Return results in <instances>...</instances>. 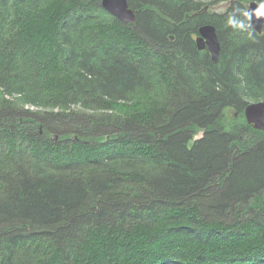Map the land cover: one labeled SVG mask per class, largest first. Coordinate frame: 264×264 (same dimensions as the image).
I'll list each match as a JSON object with an SVG mask.
<instances>
[{"label":"trees","instance_id":"obj_1","mask_svg":"<svg viewBox=\"0 0 264 264\" xmlns=\"http://www.w3.org/2000/svg\"><path fill=\"white\" fill-rule=\"evenodd\" d=\"M251 1L0 0V264H264V26L225 24Z\"/></svg>","mask_w":264,"mask_h":264},{"label":"water","instance_id":"obj_2","mask_svg":"<svg viewBox=\"0 0 264 264\" xmlns=\"http://www.w3.org/2000/svg\"><path fill=\"white\" fill-rule=\"evenodd\" d=\"M258 3V1L252 0L247 8L255 9ZM102 6L125 24H135L137 22V12L129 4L128 0H102ZM252 24L253 29L261 33L264 26V17H253ZM170 38L174 40L175 36L171 35ZM195 42L199 50L207 49L212 61L214 63L218 62L222 50V42L215 25L204 24L200 26ZM244 115L249 124L258 130L264 131V100L248 103L245 106Z\"/></svg>","mask_w":264,"mask_h":264},{"label":"clouds","instance_id":"obj_3","mask_svg":"<svg viewBox=\"0 0 264 264\" xmlns=\"http://www.w3.org/2000/svg\"><path fill=\"white\" fill-rule=\"evenodd\" d=\"M264 17V0H259L255 9L237 7L230 11L225 24L236 33L243 35L248 40H254L252 19Z\"/></svg>","mask_w":264,"mask_h":264},{"label":"rangeland","instance_id":"obj_4","mask_svg":"<svg viewBox=\"0 0 264 264\" xmlns=\"http://www.w3.org/2000/svg\"><path fill=\"white\" fill-rule=\"evenodd\" d=\"M203 2L204 3H208L209 1H203ZM228 3L229 2H226V1L225 2L216 3V4H213V5L209 6L207 9L210 12H214V11L215 12H222L228 6ZM248 4H249V2L246 4V7L248 6ZM205 7H207V6H205ZM262 100H264V98H259L258 100H249V103L262 101ZM227 112L228 113H232L233 110L231 108H228ZM202 135H203V131L201 129H199L197 131V133L194 135L193 140H196V139L200 138Z\"/></svg>","mask_w":264,"mask_h":264},{"label":"flooded vegetation","instance_id":"obj_5","mask_svg":"<svg viewBox=\"0 0 264 264\" xmlns=\"http://www.w3.org/2000/svg\"><path fill=\"white\" fill-rule=\"evenodd\" d=\"M196 36H197V35H196ZM196 36H195V37H196Z\"/></svg>","mask_w":264,"mask_h":264}]
</instances>
